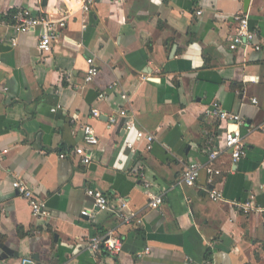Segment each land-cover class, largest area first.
<instances>
[{
	"label": "crops",
	"instance_id": "obj_1",
	"mask_svg": "<svg viewBox=\"0 0 264 264\" xmlns=\"http://www.w3.org/2000/svg\"><path fill=\"white\" fill-rule=\"evenodd\" d=\"M46 1L0 0V264L33 257L35 264H264V0H98L86 15L80 0ZM23 9L68 17L50 54L41 55L37 34L14 29L12 15ZM244 14L259 52L230 50L235 18ZM90 58L100 73L80 89ZM213 101L241 116L246 156L236 165L222 158L213 186L202 171L187 187L185 168L206 165L209 151L224 145L226 124L204 115ZM121 109L134 114V130L121 118L108 128ZM87 125L99 137L97 147H85L91 163L60 158L84 146ZM138 130L155 136L150 152L136 142ZM142 174L149 193H165L158 210L148 207ZM17 178L45 202L49 218L32 215L12 187ZM213 187L256 210L210 201ZM89 188L106 193L112 211L82 216L93 210ZM123 201L141 224L122 223ZM110 232L122 251L91 253L89 239ZM147 248L151 254L139 258Z\"/></svg>",
	"mask_w": 264,
	"mask_h": 264
},
{
	"label": "built area",
	"instance_id": "obj_2",
	"mask_svg": "<svg viewBox=\"0 0 264 264\" xmlns=\"http://www.w3.org/2000/svg\"><path fill=\"white\" fill-rule=\"evenodd\" d=\"M98 0H80L81 11L84 15L90 13L96 6ZM198 15H202V12H198ZM13 27L20 35L24 34H37L38 35V50L42 56L48 55L52 52L54 44L58 43L62 39V32L67 28L68 17L53 18L46 15H37L28 9L17 11L12 15ZM236 32L229 37V47L231 51H237L239 49H245L247 47L253 48L259 52L262 50L261 44L258 42L257 32L250 26V18L248 14L237 15L235 18ZM85 28V24H84ZM66 43H70L68 38H64ZM11 44L16 47L18 44L17 37L11 39ZM88 69L84 77L83 86H79L82 89L84 86L91 84L100 73L98 66L95 64V60L90 58L87 60ZM251 82H257L258 79L251 78ZM118 86V83H113L109 88L114 89ZM126 103H130V98L124 94L121 96ZM252 103L257 105L256 99L252 100ZM92 114L95 117L100 116L98 110H93ZM204 115L210 119H214L217 122L226 124V133L224 138V145L219 149L209 151V161L206 165H199L198 163H190L183 171V183L187 187H195L200 178L202 171L207 173V184L213 186L215 178L222 175V167L218 165V162L225 157H228L230 163L236 165L241 159L246 156V143L241 133V126L244 124L239 114L229 112L225 110L221 103L213 101L204 111ZM124 119V128L126 131H132L135 128L134 114L129 113L126 109H121L115 116L109 118V129H112L119 119ZM259 131L264 133V124L261 125ZM83 131V144L84 146L76 148L71 154H60V158L65 159L67 157H79L85 165L91 163V154L87 152L86 148L91 149L99 145V137L92 126L82 127ZM136 142H145L146 151L150 152L153 149L155 142V136L143 130L136 132ZM135 142V143H136ZM135 143H128L127 147L130 150L135 149ZM86 147V148H85ZM141 178L145 180L144 187L150 197L148 207L153 210L160 209L164 203L165 193L160 191L157 194L149 193L152 183L148 182L144 176ZM13 189L18 195L27 201L31 213L34 217L39 219H47L50 217V213L44 201H42L22 179L17 178L12 183ZM210 201L215 203H230L238 210L245 214H250L256 210L253 202H242L237 199L228 201L224 194L216 188L206 190ZM86 195L93 202V210H84L82 216L92 217V212H108L112 211L110 198L100 189L89 188L86 190ZM128 202L123 201L120 204L118 216L123 224H141L143 222L142 217H139L136 213L125 214L124 211L128 209ZM5 211V210H3ZM123 248V243L114 233L110 232L105 236H95L89 239L88 249L93 254H98L101 251H105L110 255H118ZM151 249L147 248L145 251L138 255L139 258L149 256ZM35 264L32 260H26L23 264ZM192 263V261H191ZM194 264V263H192Z\"/></svg>",
	"mask_w": 264,
	"mask_h": 264
},
{
	"label": "water",
	"instance_id": "obj_3",
	"mask_svg": "<svg viewBox=\"0 0 264 264\" xmlns=\"http://www.w3.org/2000/svg\"><path fill=\"white\" fill-rule=\"evenodd\" d=\"M44 2L46 3L47 1L46 0H44ZM36 257H33L31 260L33 261V262H35L36 261ZM28 264H31V263H28Z\"/></svg>",
	"mask_w": 264,
	"mask_h": 264
},
{
	"label": "trees",
	"instance_id": "obj_4",
	"mask_svg": "<svg viewBox=\"0 0 264 264\" xmlns=\"http://www.w3.org/2000/svg\"><path fill=\"white\" fill-rule=\"evenodd\" d=\"M101 252H102V251H101ZM101 252H100V253H101ZM103 252H104V251H103Z\"/></svg>",
	"mask_w": 264,
	"mask_h": 264
}]
</instances>
